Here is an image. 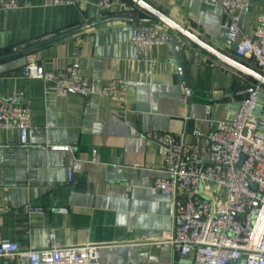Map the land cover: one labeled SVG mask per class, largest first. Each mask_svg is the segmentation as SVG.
Masks as SVG:
<instances>
[{
	"label": "crops",
	"instance_id": "0c3cea01",
	"mask_svg": "<svg viewBox=\"0 0 264 264\" xmlns=\"http://www.w3.org/2000/svg\"><path fill=\"white\" fill-rule=\"evenodd\" d=\"M20 1L0 10V93L21 95L31 128L28 145L18 129L0 128V241L45 249L54 235L61 246L100 245L99 264H199L169 242L173 198L152 191L156 179L168 176L166 148L147 135L170 133L204 147L206 138L193 131L207 135L209 119L234 118L246 96L237 93L257 83L173 33L189 95L171 41L146 50L131 42L139 23L130 19L149 15L130 0ZM145 1L257 71L252 60L236 55L226 26L235 22L242 35H253L264 0L230 15L212 0ZM30 62L88 78L91 96H58L51 80L24 76ZM114 80L124 83L123 102L102 94ZM0 264L20 263L0 257Z\"/></svg>",
	"mask_w": 264,
	"mask_h": 264
},
{
	"label": "built area",
	"instance_id": "2783aa9c",
	"mask_svg": "<svg viewBox=\"0 0 264 264\" xmlns=\"http://www.w3.org/2000/svg\"><path fill=\"white\" fill-rule=\"evenodd\" d=\"M75 0H45L47 5L71 4ZM222 5L226 14L245 10L251 0H212ZM104 6L109 5L103 1ZM20 0H0V10L15 9ZM173 32L159 24H136L131 42L139 50L168 43ZM227 39L235 43L238 57L250 59L264 75V14L258 18L253 35H242L235 22L226 26ZM26 78L49 79L58 96L71 93L89 98L91 81L65 71L48 72L30 62ZM244 97L234 118L218 122L209 119L207 135L196 129V138L205 137L206 145L177 140L170 133L152 132L147 137L166 148L167 177L156 179L153 193L173 198L174 228L169 239L175 252L192 256L199 264H264V92L261 84ZM125 86L114 80L102 94L124 101ZM211 114V106L205 109ZM0 128H16L21 144H29L31 112L21 103V95L0 93ZM55 149L70 150L69 146ZM97 150H93L96 161ZM69 180L72 174L69 173ZM35 210V209H34ZM0 257H11L20 264H99L101 246L58 245L52 235L45 249H23L16 243L0 241Z\"/></svg>",
	"mask_w": 264,
	"mask_h": 264
},
{
	"label": "water",
	"instance_id": "95a60500",
	"mask_svg": "<svg viewBox=\"0 0 264 264\" xmlns=\"http://www.w3.org/2000/svg\"><path fill=\"white\" fill-rule=\"evenodd\" d=\"M130 1H132L136 6H138L140 9H142L145 13H147L149 15V18H142V19L138 18V19H130V20L138 22L139 24L140 23L141 24L142 23H144V24H161V25L169 28L173 33L177 34L178 36H180L184 40L192 43L193 45H195L197 47H199L200 49L205 51L207 54H209L214 59L228 65L229 67L238 71L239 73H241L245 77H248V78L252 79L253 81H255L256 83L264 86V75H262L258 71L247 67L246 65L239 62L238 60H235V59L229 57L228 55H226L225 53L221 52L219 49H217L216 47H214L213 45H211L210 43H208L204 39L198 37L192 31L188 30L187 28H185L181 24L177 23L176 21H174L173 19L168 17L165 13H163L162 11H160L159 9L154 7L153 5L149 4L145 0H130ZM98 24L99 23L90 24V25H87L85 27H81L79 29L71 31L65 35H69V34H73V33H76V32L82 31V30H86V29L94 27ZM65 35H63V36H65ZM54 40H56V39H52V40L47 41L45 43H48V42H51ZM170 41L173 43V46H174L175 55H176V59L178 62L179 74H180L182 83L184 85V88L187 90L188 94L191 95L192 91L190 89L189 83H188L186 75H185L183 65L181 63L180 48H179L178 40H177L176 36L174 35V36H172ZM45 43H43V44H45ZM252 92H253V89H247V90L240 91L237 94L241 95V96H243V95L245 96V95H248Z\"/></svg>",
	"mask_w": 264,
	"mask_h": 264
},
{
	"label": "trees",
	"instance_id": "16d2710c",
	"mask_svg": "<svg viewBox=\"0 0 264 264\" xmlns=\"http://www.w3.org/2000/svg\"><path fill=\"white\" fill-rule=\"evenodd\" d=\"M262 87H264V86H262ZM251 88H252V87H250V89H251ZM246 96H247V95H246ZM246 96H245V97H246Z\"/></svg>",
	"mask_w": 264,
	"mask_h": 264
}]
</instances>
